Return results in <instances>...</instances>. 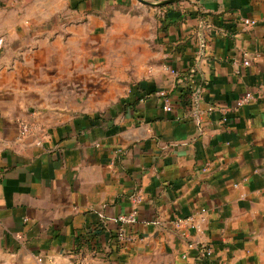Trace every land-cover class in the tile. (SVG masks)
I'll list each match as a JSON object with an SVG mask.
<instances>
[{
	"label": "crops",
	"instance_id": "1",
	"mask_svg": "<svg viewBox=\"0 0 264 264\" xmlns=\"http://www.w3.org/2000/svg\"><path fill=\"white\" fill-rule=\"evenodd\" d=\"M182 1L150 66L118 41L133 0H0V264H264V0ZM124 48L148 67L119 93Z\"/></svg>",
	"mask_w": 264,
	"mask_h": 264
},
{
	"label": "rangeland",
	"instance_id": "2",
	"mask_svg": "<svg viewBox=\"0 0 264 264\" xmlns=\"http://www.w3.org/2000/svg\"><path fill=\"white\" fill-rule=\"evenodd\" d=\"M153 1V0H149ZM134 6H126L123 7V10H126L127 13L131 16V19H137L139 22L135 23L133 22H126L125 27L131 30L128 31H134L132 34L127 33L125 30L122 33L118 34V41L123 46H126L129 40L131 42L127 47H133L141 60L142 57H147L148 49H150V58L148 59L151 63L154 62L157 58H155V53L158 51V44H160V39H156V33H159L160 29V20H162V16L164 14V8L160 6H149L140 3L138 0H133ZM189 1H180L177 3L171 4L170 6H182L188 4ZM168 6V5H167ZM120 9H122L120 7ZM107 24H110V20L107 17L106 18ZM129 50H121L119 52V60L117 61V64L103 66L104 70L107 71L108 74H115L117 76V81L115 82V85L117 86V90H119V93L122 90H126L127 87L135 83V80L137 77L147 69L148 65L146 62H140L135 63L133 60L130 59L131 54L128 52ZM148 58V57H147ZM103 83V95L101 101L103 105H113L114 102L119 98V96L114 97L110 96L111 92H114V89L112 91L107 92L108 84H106L105 81H102ZM138 264H155V260L153 258H141L139 259Z\"/></svg>",
	"mask_w": 264,
	"mask_h": 264
},
{
	"label": "built area",
	"instance_id": "3",
	"mask_svg": "<svg viewBox=\"0 0 264 264\" xmlns=\"http://www.w3.org/2000/svg\"><path fill=\"white\" fill-rule=\"evenodd\" d=\"M257 23V20L255 19H250V18H244L243 19V24L245 26H253ZM3 47V38L0 37V52L2 50ZM249 60L244 58V60L242 61V64L247 66L249 65ZM172 72H174V70H171ZM255 96L254 94H252L251 92H245L240 98H238V100L236 101V105L237 106H241L244 103L248 102L249 100H254ZM163 109L165 111H170L171 110V102L169 99H165V103H164V107ZM213 110V108L210 106L207 110H200L198 108H195L192 111V117L195 120H199L200 116L203 113H209ZM17 128H18V137L19 138H23L25 136L30 135L33 131H34V125L32 124V122H30L27 119H22L19 118L17 119ZM43 140V137L37 141V144H40L41 141ZM140 200V196L135 195L132 197V209L130 210V212L128 214H120L114 217H110L108 218V222L114 224L115 226H117L115 235H114V242L117 243L120 246H124L126 244H132L136 241V236L132 233H129L127 230L128 226H131L133 224L136 223L137 221V210H136V204L138 203V201ZM192 222V218H186L183 220H176L175 221V225L177 226H182L184 223H189ZM195 243L190 242L188 244L189 247H191L192 245H194ZM199 246H197L198 248V259L202 262V261H206V259L212 254L213 249L211 248V246H209L208 244L204 243V242H199L198 243ZM43 257L41 256H37L36 261L37 263L42 262Z\"/></svg>",
	"mask_w": 264,
	"mask_h": 264
},
{
	"label": "water",
	"instance_id": "4",
	"mask_svg": "<svg viewBox=\"0 0 264 264\" xmlns=\"http://www.w3.org/2000/svg\"><path fill=\"white\" fill-rule=\"evenodd\" d=\"M140 3L149 5V6H163L168 4H173L182 0H159V1H149V0H138Z\"/></svg>",
	"mask_w": 264,
	"mask_h": 264
},
{
	"label": "trees",
	"instance_id": "5",
	"mask_svg": "<svg viewBox=\"0 0 264 264\" xmlns=\"http://www.w3.org/2000/svg\"><path fill=\"white\" fill-rule=\"evenodd\" d=\"M164 6H167V5H163V6H160V7H164ZM167 18V16H166V14H165V19ZM164 20H160V29H161V31L164 29V22H163ZM86 243H88V241L86 242ZM117 249H118V246H114V247H112V250H111V253H115V252H117Z\"/></svg>",
	"mask_w": 264,
	"mask_h": 264
}]
</instances>
